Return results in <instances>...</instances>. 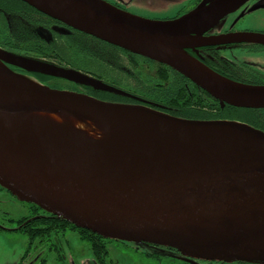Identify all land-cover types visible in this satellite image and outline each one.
Masks as SVG:
<instances>
[{
  "label": "water",
  "instance_id": "95a60500",
  "mask_svg": "<svg viewBox=\"0 0 264 264\" xmlns=\"http://www.w3.org/2000/svg\"><path fill=\"white\" fill-rule=\"evenodd\" d=\"M21 1L67 28L170 67L220 108L264 110V86L223 78L185 52L233 40L264 46L257 34L202 37L248 0H206L167 22L133 16L102 0ZM5 64L124 93L0 50V186L20 202L110 241L167 247L182 258L210 263L264 264V133L238 121L180 119L142 105L59 91L16 75ZM29 113L74 114L102 131L119 128L125 142L108 147L42 138L4 121ZM141 122L157 125L159 136L146 139ZM195 129L228 135L204 138L193 134Z\"/></svg>",
  "mask_w": 264,
  "mask_h": 264
},
{
  "label": "flooded vegetation",
  "instance_id": "af4514ba",
  "mask_svg": "<svg viewBox=\"0 0 264 264\" xmlns=\"http://www.w3.org/2000/svg\"><path fill=\"white\" fill-rule=\"evenodd\" d=\"M102 1L120 11L138 17L156 12L167 13L168 10H173L172 15L150 18L153 21L167 22L187 15L206 0H171L177 3L174 6L165 4L166 0ZM239 34H257L264 37V0H248L237 11L221 19V22L212 27L211 30L202 33V37L214 38ZM0 50L26 59L51 63L57 68L83 74L124 93V95H120L93 90L90 87L80 86L74 82L71 83L51 76H41L43 80H40V76L36 73L26 72L18 67L5 64L12 73L32 79L49 88L84 94L102 102L142 105L160 112L161 110L153 107L154 101L145 92L159 91L163 95L161 91L165 87L175 85L178 89L194 87L193 90H196L201 96L200 91L195 88L193 83L170 67L135 56L94 37L67 28L59 21L35 12L19 0H0ZM185 52L201 65H205L223 78L244 85L264 86L263 45L245 40H233L199 48L190 47ZM139 93L145 94L138 95ZM206 99L205 102L209 104L205 108L208 112L215 113L216 110L210 108L209 99ZM160 100L163 101L162 98ZM214 103L220 108L216 100ZM225 107L227 105L220 110L226 111L227 108ZM161 112L167 114L164 111ZM215 120L233 121L228 117L215 118ZM11 204L22 208V216L15 218L7 214ZM72 226L63 224L57 217L44 212L35 204L20 202L0 186V238L5 241L4 237L12 239V237L18 236L24 245V251L20 256H12L16 250L9 249L10 245L4 241L1 242L2 244L5 243V249H9V253H5L3 258H0V264H51V262L69 264L66 262L67 257L64 254L65 246L69 247L67 241L69 233L77 235L78 241L87 244L91 251L90 260L80 261L78 264H118L113 261V257L110 258L112 255L108 252V244L112 243L113 240L110 241L102 237L90 238L88 235L80 234L79 230L81 229H76L73 226L74 229ZM114 242L129 245L124 242ZM140 247L144 249L148 247L147 249L152 251L151 253L142 252L147 257H151L153 264H220L190 258L185 259L173 249L145 243L141 246H135L133 251L139 252ZM51 255L55 258H48ZM73 256H68L70 262L77 264L73 263L75 259Z\"/></svg>",
  "mask_w": 264,
  "mask_h": 264
},
{
  "label": "trees",
  "instance_id": "16d2710c",
  "mask_svg": "<svg viewBox=\"0 0 264 264\" xmlns=\"http://www.w3.org/2000/svg\"><path fill=\"white\" fill-rule=\"evenodd\" d=\"M19 1L23 3L21 0ZM25 5L33 9L32 7L28 6L26 3ZM34 11L38 12L37 10H34ZM37 75L40 76L39 78L40 80H43L42 77L45 76L42 74H37ZM156 82L159 83L158 81ZM160 83H163V82H160ZM193 88L194 87L178 89L176 88L175 85H170L168 88L165 87L164 90L161 91V93H163L164 96L161 95L159 91H148L145 93L146 95L149 94L148 97H150V99L154 101L153 107L155 106L157 109L166 112L170 116L174 115L179 118H186L189 120H200V121L201 120H215V118L228 117V118H231L235 122L238 121L247 126L249 125L250 127L258 131L259 129L260 131L261 130L264 131V110H258V111L248 110V109L243 110V109H237V108L235 109V108L227 106L225 107L227 108L226 111L222 112L220 108L218 107V105L214 103L215 100L210 98L205 92H202L198 87H195L196 89L200 91L201 93V96H200L198 92H196V90H193ZM145 93H139L138 95H144ZM160 98H162L163 101L160 100ZM206 98H208L210 101V108H213L214 110H216L215 113L208 112L207 109L205 108L209 104L205 102L207 100ZM157 105L159 106L161 105V106L159 107ZM62 222L65 225L69 224L64 221ZM79 231H80V234L88 235L90 238H95V239L100 238L97 235H94L90 232L82 231V230H79Z\"/></svg>",
  "mask_w": 264,
  "mask_h": 264
},
{
  "label": "bare ground",
  "instance_id": "6f19581e",
  "mask_svg": "<svg viewBox=\"0 0 264 264\" xmlns=\"http://www.w3.org/2000/svg\"><path fill=\"white\" fill-rule=\"evenodd\" d=\"M16 117H8L4 121L9 126L21 127L25 128L29 132L31 131L37 137L43 138V136H55L58 138H64L68 141H80L90 143L93 141L92 136L86 135V133H82L76 128L87 125L88 127H92L94 124L87 119H83L77 115H68L66 113L62 114H24L20 117V119H14ZM140 124V123H139ZM142 126L144 130L142 131L143 136L146 139H155L159 136L158 126H154L153 123H143ZM138 123H128L129 127H135ZM124 128V127H123ZM122 129V128H121ZM120 129H104V134L109 133L110 138L107 143L108 147H118L120 144L125 142L124 135L119 131ZM199 135L200 137H223L228 135V131H224L221 129L216 130H203V129H195L193 134ZM90 134V133H89ZM91 137V138H90ZM89 139V140H86ZM106 145V146H107Z\"/></svg>",
  "mask_w": 264,
  "mask_h": 264
},
{
  "label": "rangeland",
  "instance_id": "374dc122",
  "mask_svg": "<svg viewBox=\"0 0 264 264\" xmlns=\"http://www.w3.org/2000/svg\"><path fill=\"white\" fill-rule=\"evenodd\" d=\"M165 4H167L169 6H174L177 3L173 2L171 0H166ZM172 14H173V10H168L167 13L156 12V13L145 14V15H141V16L144 19L147 18V19L151 20L150 18L163 17L165 15L167 16V15H172ZM76 129L79 130L80 132L84 133V134L86 133V135L92 136L93 141L90 143H93V144H95L96 142L100 143V144L106 143V145H107V143L109 142V140H108L109 135L104 134V132L101 130V128L96 124L93 125L92 127H88L87 125H84V126L76 128ZM262 133H264V132H262ZM86 140H89V139H86ZM21 210H22V208L19 207L18 205L11 204V206L8 207V213L7 214L9 216H11V217L13 216L15 218L20 217L23 214L21 212ZM4 238H5V241L2 238H0V258H3L5 253H9V249L16 250V252L12 256H14V255L20 256L23 253L24 245H23L22 239H20V237L14 236V237H12V239H7L6 237H4ZM3 241L5 243H7L8 245H10L11 247L9 249H5V246H6L5 243H3V244L1 243ZM6 241H8V242H6ZM67 241L69 243V247L67 248L65 246V248H64V254L67 257V260H66L67 263L72 264V262H70V257H68L69 255H72V256L74 255L73 257H75V259H74L73 263H77V264L80 261L83 262L84 260H88V261L90 260V258H91L90 252L91 251L89 249V246L83 242H79L77 235H75L74 233H69L68 237H67ZM139 246H141V244ZM147 248L144 249V248L140 247L139 252H136V251H133L135 249V245L133 246L132 244H129L128 246H126L124 244L121 245V244L116 243L114 241L112 243L108 244V252L110 255H112V256H110V258L113 257L112 258L113 261L117 262L118 264H153L151 262L153 260L150 259L151 257H147L142 252V251H144L146 253H148V252L151 253L152 251L150 249H147ZM129 250H131V251H129ZM64 254H63V256H64ZM9 257H11V256H9ZM48 258L52 259L55 257H52V255H51ZM3 260H2V262H3ZM51 264H55V263L51 262ZM178 264H181V263H178ZM233 264H238V263H233Z\"/></svg>",
  "mask_w": 264,
  "mask_h": 264
}]
</instances>
